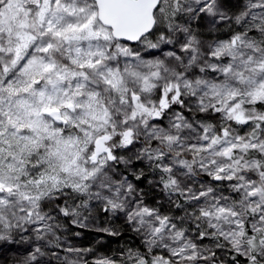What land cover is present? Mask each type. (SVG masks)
Here are the masks:
<instances>
[{
    "label": "snow or ice",
    "instance_id": "6c2138e0",
    "mask_svg": "<svg viewBox=\"0 0 264 264\" xmlns=\"http://www.w3.org/2000/svg\"><path fill=\"white\" fill-rule=\"evenodd\" d=\"M109 218L140 247L67 238ZM0 243L264 264V0H0Z\"/></svg>",
    "mask_w": 264,
    "mask_h": 264
},
{
    "label": "trees",
    "instance_id": "16d2710c",
    "mask_svg": "<svg viewBox=\"0 0 264 264\" xmlns=\"http://www.w3.org/2000/svg\"><path fill=\"white\" fill-rule=\"evenodd\" d=\"M144 187H146V185H142ZM162 195V194H160ZM109 220V219H108ZM67 224V222H64V225ZM110 226H114L115 229L117 231H119L120 235L118 236H108L105 234H100L98 235L101 239L103 238L105 241L103 243H100L101 245H99L98 249L99 252L98 253H102L107 255L106 253H117L119 249L125 248L126 246L132 244L131 242V235L129 234V232L127 231V227L122 223H116L113 222L111 223L110 221H108L107 223ZM78 230V229H77ZM91 238H85L84 239V243L86 244L87 247L89 246H95V248L97 247V242L93 241V239L88 240ZM86 240V241H85ZM134 245V244H133ZM137 246V244H136ZM140 247V245H139ZM19 248H21L20 250H18ZM24 249L22 248V245L17 244L14 245L11 249H7L5 250L3 248L2 245H0V264H15L17 263V261L20 259L19 257V253L22 252ZM106 252V253H104ZM111 253V254H113ZM109 255V254H108Z\"/></svg>",
    "mask_w": 264,
    "mask_h": 264
},
{
    "label": "rangeland",
    "instance_id": "374dc122",
    "mask_svg": "<svg viewBox=\"0 0 264 264\" xmlns=\"http://www.w3.org/2000/svg\"><path fill=\"white\" fill-rule=\"evenodd\" d=\"M215 35H219V36H221V37H223L224 35H225V33L224 32H221V33H218V34H207V38H209V39H211V38H214V36ZM108 221H110L111 223H113V222H118V223H123V221L122 220H112L111 218H109V220ZM67 222V221H66ZM104 222V220H103V214H101V223H103ZM124 224V223H123ZM125 225V224H124ZM105 226H110V225H108V224H105ZM126 226V225H125ZM127 227V226H126ZM64 228H65V231H66V233H68L69 235H68V239H69V241L72 243V244H74L75 246H78V247H87L86 246V244L84 243V239L85 238H91V239H93V241H96L98 244H97V247L95 248V246H89V247H91V248H93L94 250H95V252L93 253V254H90L89 255V257H88V259H91V257H92V255H94L95 253H98L99 252V249H98V247H99V245H101L100 243H103L105 240L102 238H100L98 235H100L101 233H97V232H95L94 230H88V231H84L83 233H82V235H80V236H75L74 235V233L76 232V231H78L76 228H75V226L74 225H72L71 223H69V222H67V224H65L64 225ZM128 232H129V234L131 235V242H132V244H131V246L130 245H128V246H126V247H139V245H140V240H139V238L136 236V234L135 233H133V232H131L130 230H127ZM102 234H105V233H102ZM105 235H107V234H105ZM109 236V235H108ZM91 239H88V240H91ZM86 241V240H85ZM17 244H19V243H17ZM17 244H3V243H0V245H2L3 246V248L5 249V250H7V249H11L14 245H17ZM134 244V245H133ZM136 244H137V246H136ZM20 245H22V248L24 249L25 247H26V245H23V244H20ZM125 247V248H126ZM125 248H122V249H125ZM21 248H19L18 250H20ZM122 249H119L118 250V252L117 253H113V252H111V253H113V254H111L110 252L109 253H106V252H104V253H106L107 255L109 254V255H114V254H116V255H118L119 254V252H120V250H122ZM15 264H17V263H15Z\"/></svg>",
    "mask_w": 264,
    "mask_h": 264
}]
</instances>
